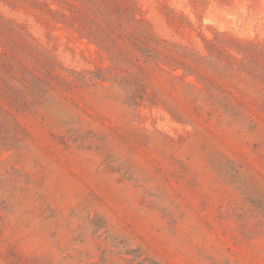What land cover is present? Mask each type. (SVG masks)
I'll list each match as a JSON object with an SVG mask.
<instances>
[{
    "label": "rangeland",
    "instance_id": "374dc122",
    "mask_svg": "<svg viewBox=\"0 0 264 264\" xmlns=\"http://www.w3.org/2000/svg\"><path fill=\"white\" fill-rule=\"evenodd\" d=\"M0 264H264V0H0Z\"/></svg>",
    "mask_w": 264,
    "mask_h": 264
}]
</instances>
